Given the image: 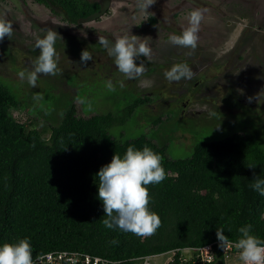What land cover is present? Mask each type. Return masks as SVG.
<instances>
[{
  "label": "trees",
  "instance_id": "1",
  "mask_svg": "<svg viewBox=\"0 0 264 264\" xmlns=\"http://www.w3.org/2000/svg\"><path fill=\"white\" fill-rule=\"evenodd\" d=\"M33 1L78 26L100 20L110 5V0ZM150 20L156 21L154 16ZM130 93L133 97L118 111L81 115L73 100L58 119L50 120L0 81V245L29 238L34 258L68 251L100 257L107 264H147L149 257L172 251L168 264H182L184 248L215 243L217 257L209 264H227L218 228L235 242L242 235L239 229L250 225L264 239V196L250 187L254 177L264 179L261 128L196 140L188 156L175 158L167 144L146 134L124 139L115 133L130 118H142V109L155 101L149 93ZM18 109L34 120L43 117L46 124L21 120ZM161 120L152 121L156 125ZM145 145L163 156L167 176L148 185L149 208L159 214L161 226L142 237L103 224L96 174L115 154L123 157L129 146Z\"/></svg>",
  "mask_w": 264,
  "mask_h": 264
},
{
  "label": "rangeland",
  "instance_id": "2",
  "mask_svg": "<svg viewBox=\"0 0 264 264\" xmlns=\"http://www.w3.org/2000/svg\"><path fill=\"white\" fill-rule=\"evenodd\" d=\"M194 9L203 11L197 47L169 43L171 34L188 26ZM0 13L13 23L11 40L0 42V81L44 118L58 119L73 100L81 115L118 111L134 90L154 95L155 101L142 109V118L132 117L113 129L124 139L146 134L167 144L169 154L178 158L188 156L196 140L261 128L264 147V0H156L147 13L137 9L136 0H110L108 13L81 26L33 0H0ZM48 30L57 33L59 71L55 76L40 74L32 87L17 74L33 68L39 55L36 39ZM122 34L137 35L151 47V62L143 56L137 60L144 61L147 70L136 79L126 78L98 42L104 36L114 43ZM86 48L93 60L83 64ZM176 63H187L193 77L170 83L165 72ZM15 114L25 122L34 120L24 109ZM158 116L163 120L155 125L152 120ZM43 117L34 120L38 127L46 124ZM171 256L149 257L147 264H167ZM227 264H241L238 254Z\"/></svg>",
  "mask_w": 264,
  "mask_h": 264
},
{
  "label": "clouds",
  "instance_id": "3",
  "mask_svg": "<svg viewBox=\"0 0 264 264\" xmlns=\"http://www.w3.org/2000/svg\"><path fill=\"white\" fill-rule=\"evenodd\" d=\"M155 3L156 0H136V7L140 12L147 13ZM202 20L203 11L192 10L188 17V26L180 34H171L168 37L169 43L194 50L198 44ZM12 35V21L7 18L6 13H0V42L5 37L11 40ZM138 37L122 34L116 36L114 43L104 36H99L98 39L107 54L114 58L118 70L128 79H136L147 70L144 61L137 63L139 57H146L151 62V47ZM56 40L57 33L52 30H48L43 38L36 39L35 48L39 49V55L32 62L33 68L30 71L25 69L18 72L21 81L27 79L30 86L36 87L40 74L57 75L60 56L55 49ZM90 60H93V56L86 48L82 51L81 63L87 64ZM193 75L187 63H176L165 72V78L170 83L191 79ZM108 87L112 88L111 81L108 82ZM162 161L163 156L147 145L142 149L129 146L123 157L115 154L110 163L101 167L96 179L98 178L99 185L98 196L103 202L106 217L102 222L106 227H118L122 231L146 237L154 234L161 226L159 214L149 208L148 185L159 184L165 180L167 173ZM253 180L250 187L264 196V179L256 176ZM261 218L264 219V214ZM239 231L242 235L233 242L222 228H218L219 247L223 251L235 248L241 264H264V239L254 234L250 225L240 228ZM46 258L43 253L34 258L29 238L0 245V264H45Z\"/></svg>",
  "mask_w": 264,
  "mask_h": 264
},
{
  "label": "built area",
  "instance_id": "4",
  "mask_svg": "<svg viewBox=\"0 0 264 264\" xmlns=\"http://www.w3.org/2000/svg\"><path fill=\"white\" fill-rule=\"evenodd\" d=\"M224 258L226 261L234 255L238 254L235 248H232L228 251H223ZM173 254L172 251L164 254ZM45 264H107L105 260L100 257H93L87 253L79 252H68V251H59V252H49L46 253ZM160 256V255H155ZM154 257V256H151ZM183 263L185 261L194 262L195 264H209L216 260L217 251L215 248V243H208L198 248L186 247L182 250ZM172 256L170 257V260ZM169 260V261H170ZM168 261V262H169ZM167 262V264H168Z\"/></svg>",
  "mask_w": 264,
  "mask_h": 264
}]
</instances>
